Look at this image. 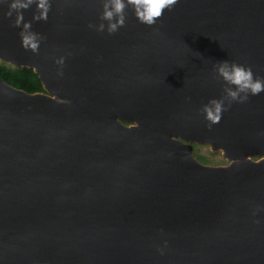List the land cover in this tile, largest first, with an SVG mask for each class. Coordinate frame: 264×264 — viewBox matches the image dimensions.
Wrapping results in <instances>:
<instances>
[{
	"label": "water",
	"instance_id": "95a60500",
	"mask_svg": "<svg viewBox=\"0 0 264 264\" xmlns=\"http://www.w3.org/2000/svg\"><path fill=\"white\" fill-rule=\"evenodd\" d=\"M8 3L0 62L45 92L0 78V264H264V92L201 112L216 62L264 77V0H178L151 26L129 6L111 35L102 0H49L46 21L33 3L35 53Z\"/></svg>",
	"mask_w": 264,
	"mask_h": 264
},
{
	"label": "clouds",
	"instance_id": "9594fccd",
	"mask_svg": "<svg viewBox=\"0 0 264 264\" xmlns=\"http://www.w3.org/2000/svg\"><path fill=\"white\" fill-rule=\"evenodd\" d=\"M35 3L36 12L32 20H47V13L50 9L49 0H9V10L5 13L11 17L15 11L13 26L21 27L19 35L21 37V46L26 50L37 52L39 49V34L31 31V22L24 21L21 10L28 9ZM178 0H102V12L100 20L96 26L97 31H107L108 34H114L123 27L126 22L125 9L132 8L136 19L144 25H154L164 15V11L172 10ZM107 22V25L103 23ZM92 27V25H89ZM62 62V61H61ZM215 78L222 79L224 82L222 98H212L205 103L201 112L208 127L220 122L222 114L231 106L233 102L245 103L249 96H257L264 92V77H257L253 74L251 67L230 62L228 60L216 62L214 68ZM227 101V105L225 104Z\"/></svg>",
	"mask_w": 264,
	"mask_h": 264
},
{
	"label": "trees",
	"instance_id": "16d2710c",
	"mask_svg": "<svg viewBox=\"0 0 264 264\" xmlns=\"http://www.w3.org/2000/svg\"><path fill=\"white\" fill-rule=\"evenodd\" d=\"M0 78L11 86L28 93L45 92L38 74L30 68L13 67L0 62ZM196 158L203 164L208 162L205 157L197 156Z\"/></svg>",
	"mask_w": 264,
	"mask_h": 264
},
{
	"label": "rangeland",
	"instance_id": "374dc122",
	"mask_svg": "<svg viewBox=\"0 0 264 264\" xmlns=\"http://www.w3.org/2000/svg\"><path fill=\"white\" fill-rule=\"evenodd\" d=\"M192 146V154L195 155L194 157L202 156L207 158L208 162L206 165L227 166L230 163V160L223 154L221 150H212L208 144L192 143ZM258 158V156L253 157L254 160Z\"/></svg>",
	"mask_w": 264,
	"mask_h": 264
},
{
	"label": "flooded vegetation",
	"instance_id": "af4514ba",
	"mask_svg": "<svg viewBox=\"0 0 264 264\" xmlns=\"http://www.w3.org/2000/svg\"><path fill=\"white\" fill-rule=\"evenodd\" d=\"M193 147V146H192ZM195 156V155H194Z\"/></svg>",
	"mask_w": 264,
	"mask_h": 264
}]
</instances>
